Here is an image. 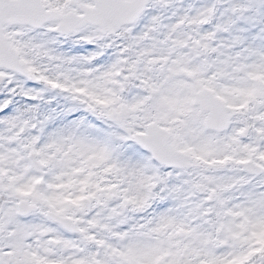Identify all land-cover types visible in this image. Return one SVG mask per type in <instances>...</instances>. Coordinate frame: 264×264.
Listing matches in <instances>:
<instances>
[{
	"label": "snow or ice",
	"instance_id": "snow-or-ice-1",
	"mask_svg": "<svg viewBox=\"0 0 264 264\" xmlns=\"http://www.w3.org/2000/svg\"><path fill=\"white\" fill-rule=\"evenodd\" d=\"M0 264H264V0H0Z\"/></svg>",
	"mask_w": 264,
	"mask_h": 264
}]
</instances>
